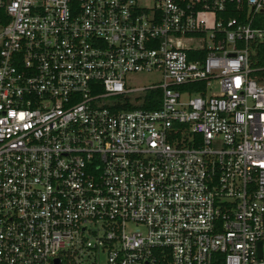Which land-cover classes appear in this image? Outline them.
<instances>
[{
  "label": "built area",
  "instance_id": "built-area-1",
  "mask_svg": "<svg viewBox=\"0 0 264 264\" xmlns=\"http://www.w3.org/2000/svg\"><path fill=\"white\" fill-rule=\"evenodd\" d=\"M261 44L264 0H0V264H264Z\"/></svg>",
  "mask_w": 264,
  "mask_h": 264
},
{
  "label": "rangeland",
  "instance_id": "rangeland-1",
  "mask_svg": "<svg viewBox=\"0 0 264 264\" xmlns=\"http://www.w3.org/2000/svg\"><path fill=\"white\" fill-rule=\"evenodd\" d=\"M128 84L132 87L155 85L161 81V76L157 72L129 73L126 76ZM115 97H109L107 102L114 101Z\"/></svg>",
  "mask_w": 264,
  "mask_h": 264
},
{
  "label": "trees",
  "instance_id": "trees-1",
  "mask_svg": "<svg viewBox=\"0 0 264 264\" xmlns=\"http://www.w3.org/2000/svg\"><path fill=\"white\" fill-rule=\"evenodd\" d=\"M255 59L257 61V64L264 66V44L259 45L258 50H257V54L255 56ZM155 95H156V98H157V96L159 97V92L158 91L152 92L148 96V99H149V100H147L148 102L146 101L145 104H143V107H145V108H155V107H157L159 105L157 99H155L156 101H153L151 103V105H148V104H150L151 100H154L153 96H155ZM126 108H132V106H126Z\"/></svg>",
  "mask_w": 264,
  "mask_h": 264
}]
</instances>
